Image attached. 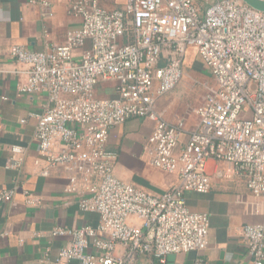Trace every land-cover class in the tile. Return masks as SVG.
I'll return each instance as SVG.
<instances>
[{"label":"built area","instance_id":"2783aa9c","mask_svg":"<svg viewBox=\"0 0 264 264\" xmlns=\"http://www.w3.org/2000/svg\"><path fill=\"white\" fill-rule=\"evenodd\" d=\"M29 3L53 15L49 2ZM71 13L82 27L70 31L64 45L10 50L27 67L20 91L48 96L46 111L32 115L47 163L42 174L56 167L73 172L70 191L80 197L81 211L99 216L97 227L51 232L69 239L52 264H140L141 258L166 264L171 255L205 250L210 217L188 208L186 192L208 193L212 170L221 180H244L264 198V13L241 0H128L115 11L99 0H73ZM191 49L216 84L194 109L198 123L188 131L192 112L173 124L157 101L182 82ZM134 118L154 123L147 143L151 163L179 178L164 194L114 174L118 155L107 150L110 133ZM25 157L24 147L12 146L8 168L21 170ZM24 196L28 206H39L37 195ZM13 197L14 191H4L0 202ZM241 231L251 264H264V222Z\"/></svg>","mask_w":264,"mask_h":264},{"label":"crops","instance_id":"0c3cea01","mask_svg":"<svg viewBox=\"0 0 264 264\" xmlns=\"http://www.w3.org/2000/svg\"><path fill=\"white\" fill-rule=\"evenodd\" d=\"M50 3L52 16H45L41 5L29 0H0V194L14 191L11 202H0V264H52L68 238L52 237L56 228L97 227L99 216L85 213L80 197L70 191L74 173L66 167L42 171L47 163L40 157L36 137L38 121L49 107L48 96L29 95L19 87L26 83L27 67L10 56L14 46L32 51H47L66 43L70 31L82 27V19L71 13L73 0H43ZM108 11L120 10L128 0H99ZM188 51L186 59L190 52ZM82 51H77L81 55ZM186 61V60H185ZM204 69V66H203ZM101 94H107L99 87ZM180 91L161 97L157 110L170 123L185 119L179 109ZM25 120L26 123H22ZM197 117L189 116L187 130L197 126ZM154 123L149 119H130L114 127L107 150L118 155L114 168L121 181L152 194H164L179 183L177 175L168 174L151 163L148 139ZM187 134L181 146L186 143ZM22 146L26 157L21 170L8 168L11 147ZM180 152V148L177 153ZM212 175L211 190L206 193L186 192L192 212L210 217L208 246L199 252L171 255L166 264H251L242 236V227L264 222V198L254 196L244 180H221ZM81 183V182H80ZM82 185V184H81ZM28 191L40 199L38 207H30L24 196ZM49 253V258L46 255ZM122 253L118 247L116 255ZM140 264L156 261L141 258Z\"/></svg>","mask_w":264,"mask_h":264},{"label":"rangeland","instance_id":"374dc122","mask_svg":"<svg viewBox=\"0 0 264 264\" xmlns=\"http://www.w3.org/2000/svg\"><path fill=\"white\" fill-rule=\"evenodd\" d=\"M190 53L185 61L183 80L175 91H180L178 96L180 111L183 114L192 112V117L196 118L194 109L200 105L216 83L211 71L205 65L203 71L196 70L199 63L198 53L196 50ZM98 96H104L100 88Z\"/></svg>","mask_w":264,"mask_h":264},{"label":"water","instance_id":"95a60500","mask_svg":"<svg viewBox=\"0 0 264 264\" xmlns=\"http://www.w3.org/2000/svg\"><path fill=\"white\" fill-rule=\"evenodd\" d=\"M249 7L264 13V0H241Z\"/></svg>","mask_w":264,"mask_h":264},{"label":"trees","instance_id":"16d2710c","mask_svg":"<svg viewBox=\"0 0 264 264\" xmlns=\"http://www.w3.org/2000/svg\"><path fill=\"white\" fill-rule=\"evenodd\" d=\"M203 66H204V63L202 62V60H201L200 57H199V63H198V65H197L196 70H198V71H203Z\"/></svg>","mask_w":264,"mask_h":264}]
</instances>
